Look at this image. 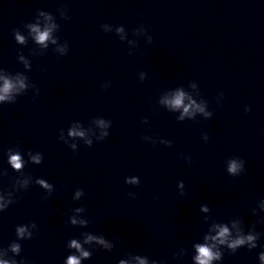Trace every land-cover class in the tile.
<instances>
[{
    "label": "water",
    "instance_id": "water-1",
    "mask_svg": "<svg viewBox=\"0 0 264 264\" xmlns=\"http://www.w3.org/2000/svg\"><path fill=\"white\" fill-rule=\"evenodd\" d=\"M159 0H0V69L10 72L24 71L30 82L39 88L17 98L12 104L0 105V188H13L15 172L7 164L8 148H19L28 159L27 152L39 151L44 162H29L24 174L33 178L27 190L17 194L15 203L0 213V231L38 187L35 179L45 178L60 159L68 144L59 139L61 130L67 136L73 122L83 126L95 110L107 89L125 63L141 35L135 33L140 25L146 26ZM67 5L70 20L60 15ZM40 11L54 15L59 24L54 35L58 45L69 43V53L62 56L57 45L42 49L28 35L27 25L36 20ZM108 23L111 31L104 32L101 25ZM123 25L124 40L115 28ZM13 30L27 37L26 44L15 41ZM23 53L32 63L24 69L18 55ZM35 96V99L33 97ZM71 140V138H69ZM73 141V140H72Z\"/></svg>",
    "mask_w": 264,
    "mask_h": 264
},
{
    "label": "clouds",
    "instance_id": "clouds-1",
    "mask_svg": "<svg viewBox=\"0 0 264 264\" xmlns=\"http://www.w3.org/2000/svg\"><path fill=\"white\" fill-rule=\"evenodd\" d=\"M60 15L65 20H70L68 15V8L65 5L60 9ZM59 24L56 22L54 15L48 11H40L36 17L35 22L29 23L27 28L30 30L28 35L39 45L42 49H47L49 44L57 45L56 51L62 56L69 53V43L66 41L63 45H58V38L54 35L58 29ZM104 32L111 31V26L108 23L101 25ZM116 33L120 36L121 40L126 39L127 33L123 25L115 28ZM15 41L18 44H26L27 37L19 30H13ZM137 35L148 33V29L144 25H140L135 29ZM149 42L153 41V36H148ZM19 61L23 63L24 69L31 70L32 63L21 52L18 55ZM146 73H141V81L144 80ZM111 86L110 81L102 84V87L107 89ZM34 89L36 95L39 94V88L36 84L30 82L28 75L24 71L10 72L7 69H0V105L12 104L17 101V98L26 94L29 88ZM192 88L196 89V83L192 84ZM35 99V96L33 97ZM224 99V93L220 92L217 95V103ZM160 103L165 105L169 111L177 112L178 121H184L186 118L194 120L198 114L205 119L213 117L214 113L209 110V102L205 98L192 92L186 91L183 87H178L166 93L160 100ZM245 112H251L250 106H245ZM95 124L100 128V134L97 136L98 141H103L110 135L109 129L112 127V121L105 118L95 119ZM147 124V118L144 119ZM71 138V140L69 139ZM76 138H83L85 143L89 146L92 145V139L89 137L88 130L79 122H73L68 130L67 136L61 130L59 139L68 144L71 149L75 150L77 144L72 140ZM145 141L157 143L151 136H144ZM205 142L209 140L208 134H203ZM159 143L172 146V141L161 138ZM75 152V151H73ZM7 164L17 173L21 175L15 178L13 188L5 191L0 188V213H4L8 208L15 203L17 194L22 190H27L33 183L31 176L24 174L26 165L31 162L35 165H40L44 162V155L42 152H27L28 159L25 160L24 153L17 148H8ZM191 162V157H185ZM227 172L233 177L240 176L246 172V161L240 157H231L227 160ZM7 169L0 171V176H6ZM133 178H126V183L129 185H139L141 183L139 176H132ZM35 184L45 190L49 196L55 191V185L50 183L47 179L39 177L35 179ZM178 189L180 194L185 195V183L183 180L178 182ZM129 196L135 197V193L129 192ZM85 196L83 188H77L73 197L74 201H81ZM211 208L208 203L200 205V212L203 215V222L207 226L202 239L193 242L191 261L192 264H224L225 252L228 251L235 255L242 248H247L248 251L260 249L258 252L259 264H264V233L257 230V223H264V198L258 200L256 207L252 209V214L258 217L257 222L252 223L250 226L246 225L242 218L236 217L230 220H217L211 216ZM68 222L74 227L88 228L90 220L86 217V207L79 206L72 210V214L68 217ZM38 231V225L35 222L30 224H19L15 228L17 239L13 240L6 248L0 247V264H28V261L21 256L23 251L20 241L32 240L34 232ZM69 249V254L64 259V264H84L85 261L91 260L93 250L96 247L102 248L107 252H112L116 247L113 240L108 239L103 234H97L92 231H84L79 237H73L66 243ZM176 259H183L187 255V250L183 247L175 254ZM20 257V259H17ZM118 264H167L164 258H150L147 255L138 253H129L127 258H121Z\"/></svg>",
    "mask_w": 264,
    "mask_h": 264
}]
</instances>
